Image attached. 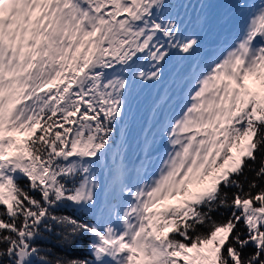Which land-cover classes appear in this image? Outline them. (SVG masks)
Segmentation results:
<instances>
[{
	"label": "snow or ice",
	"instance_id": "snow-or-ice-1",
	"mask_svg": "<svg viewBox=\"0 0 264 264\" xmlns=\"http://www.w3.org/2000/svg\"><path fill=\"white\" fill-rule=\"evenodd\" d=\"M205 7L0 0V264H264V0L232 6L230 40L176 72L130 157L137 89L196 53ZM45 234L87 255L52 257Z\"/></svg>",
	"mask_w": 264,
	"mask_h": 264
},
{
	"label": "trees",
	"instance_id": "trees-1",
	"mask_svg": "<svg viewBox=\"0 0 264 264\" xmlns=\"http://www.w3.org/2000/svg\"><path fill=\"white\" fill-rule=\"evenodd\" d=\"M195 2H199L197 5ZM191 3L199 10V6L201 3H203L205 6L207 4L204 2V0H191ZM207 12V8L205 7L202 14ZM196 14V13H191ZM196 55L194 54L191 57L185 58L183 61H179L176 57H173V59L169 62V64L166 66L165 69V76L164 79L160 83L156 84H148L144 85L142 87H138L137 94L135 95L132 109H133V116L135 117V120H133L131 117L129 119V126H130V135H129V142L130 144L137 143V141L140 138L141 134V128L144 125V118L147 117L149 114V110L153 104V102L158 98V95L161 93H164L165 91L172 89V80L176 74L177 71H180L182 73L185 69L184 63L188 65L191 62L193 58H195ZM259 166V162H257V167ZM249 176L252 175V173H248ZM22 184H26L27 181L23 178L20 181ZM235 189H226V191H234ZM63 211L72 213L74 210L70 206H65L62 208ZM221 213H224L223 216H221ZM229 214L228 211H225L224 209H219L216 212H213L212 215L216 219H226L227 215ZM58 238L54 235L45 234L44 237L40 238L37 243L49 250L52 257H55L57 255H64L69 257H83L87 255V237L80 239L77 241V243L71 247H65L61 246L57 242Z\"/></svg>",
	"mask_w": 264,
	"mask_h": 264
},
{
	"label": "rangeland",
	"instance_id": "rangeland-1",
	"mask_svg": "<svg viewBox=\"0 0 264 264\" xmlns=\"http://www.w3.org/2000/svg\"><path fill=\"white\" fill-rule=\"evenodd\" d=\"M204 2L207 4V12L202 14L204 16L203 21L201 22L197 14H191L192 23L189 25V31L197 32L200 47L195 53L196 57L190 63L186 61L188 65L184 63L185 69L181 74L187 72L189 66H194L197 62L218 54L235 31L237 18L234 15L235 9L232 6L238 3L239 0H204ZM255 2L259 3V0H255ZM198 3L195 2L196 5ZM138 151L137 143L132 144L130 157L135 159Z\"/></svg>",
	"mask_w": 264,
	"mask_h": 264
}]
</instances>
